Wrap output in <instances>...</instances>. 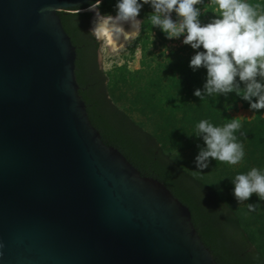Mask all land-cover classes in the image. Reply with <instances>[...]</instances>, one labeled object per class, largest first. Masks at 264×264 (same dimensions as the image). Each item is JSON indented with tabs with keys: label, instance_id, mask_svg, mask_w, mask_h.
Returning a JSON list of instances; mask_svg holds the SVG:
<instances>
[{
	"label": "water",
	"instance_id": "1",
	"mask_svg": "<svg viewBox=\"0 0 264 264\" xmlns=\"http://www.w3.org/2000/svg\"><path fill=\"white\" fill-rule=\"evenodd\" d=\"M93 1L0 0V264H217L89 119L59 13Z\"/></svg>",
	"mask_w": 264,
	"mask_h": 264
},
{
	"label": "trees",
	"instance_id": "2",
	"mask_svg": "<svg viewBox=\"0 0 264 264\" xmlns=\"http://www.w3.org/2000/svg\"><path fill=\"white\" fill-rule=\"evenodd\" d=\"M117 1L104 0L102 6L113 9ZM249 2L264 8V0ZM92 3L59 15L77 49L79 94L102 141L117 149L143 177L164 184L190 210L192 223L217 264H264V200L253 194L239 203L232 183L237 174L252 168L264 174V109L251 110L235 92L203 100L195 96L207 77L206 69L193 71L189 66L197 50L190 45L169 55L158 50L151 41L154 28L145 16L150 12L147 5L140 11L147 33L139 45L151 77L130 75L126 64L106 74L98 59L100 43L89 31L93 14L87 10ZM156 32L164 45L166 35L159 28ZM239 105L256 113L254 119L240 122L234 133L243 145V160L235 167L210 159L207 168L198 170L195 158L205 145L195 135L197 124L207 120L222 127L232 121L231 107ZM248 204L257 205L255 211H249Z\"/></svg>",
	"mask_w": 264,
	"mask_h": 264
},
{
	"label": "clouds",
	"instance_id": "3",
	"mask_svg": "<svg viewBox=\"0 0 264 264\" xmlns=\"http://www.w3.org/2000/svg\"><path fill=\"white\" fill-rule=\"evenodd\" d=\"M101 3L102 0H95L89 7L97 16L94 35L108 33L119 38L125 31V23L132 30H138L140 11L143 5H150L153 11L147 19L152 27L161 29L170 40L183 37V44L197 50L189 66L193 71L206 69L207 77L203 90L196 89L195 96L203 100L205 96H227L235 92L249 102L251 110L264 109V8L261 4H252L249 0H209L215 8V18L202 24L198 6L203 0H142V3L141 0H118L115 16L101 15L98 11ZM240 128L241 123L236 119L222 127L201 120L195 135L203 139L205 147L195 158L197 169L207 168L210 159L239 164L245 153L234 133ZM232 183L233 195L239 203L248 201L253 194L264 200V174L257 168L247 174H237ZM247 207L255 211L257 205Z\"/></svg>",
	"mask_w": 264,
	"mask_h": 264
},
{
	"label": "rangeland",
	"instance_id": "4",
	"mask_svg": "<svg viewBox=\"0 0 264 264\" xmlns=\"http://www.w3.org/2000/svg\"><path fill=\"white\" fill-rule=\"evenodd\" d=\"M118 2V1H117ZM115 2V5L117 4ZM103 3L99 6V13L101 15H116V8L114 6L113 9H106L105 6H102ZM88 12H92L93 16L90 22V29H92V25L94 24L96 16L95 11L87 10ZM215 11L214 7H211L208 9L203 15L200 16V21L202 24H206L211 22L213 18H215ZM151 12H148L145 16L148 17V15ZM138 19L141 21V25L139 28V32L135 35L130 36L129 30L130 27L128 25L124 26V32H123V43L118 46H114L109 43L108 37L106 35H94L97 38H99L100 41V49L98 54L99 64L101 69L106 74H111L115 70L116 67L124 66L125 64L128 66L127 73L134 76H140L141 79L149 80V77H151L149 69H147L142 64V58H141V51H140V39L144 38V34L147 33L144 31V21L145 18L139 14ZM154 31L150 34L151 41L156 42V45L158 46V50H162V52H165L166 55H169L172 51H177L181 49L183 46H187L183 44V37L179 39H166L164 45H161V42L157 38V32L156 27H153ZM145 89V87L142 88V90ZM256 116V113H253L250 110H246L242 108L241 105L231 107L228 117L233 120H239L240 122L245 120H252ZM240 164V163H239ZM238 166L235 165V167ZM244 205V204H243Z\"/></svg>",
	"mask_w": 264,
	"mask_h": 264
},
{
	"label": "bare ground",
	"instance_id": "5",
	"mask_svg": "<svg viewBox=\"0 0 264 264\" xmlns=\"http://www.w3.org/2000/svg\"><path fill=\"white\" fill-rule=\"evenodd\" d=\"M96 22H97V20L94 21L93 28L95 27ZM126 25H128V26L130 27V30H129V34H130V36L135 35V34H137V33L139 32V29H138V30H132L130 24H127V23H125V24L123 25V27L126 26ZM139 28H140V27H139ZM102 35H106V36L108 37V41H109V43L112 44V45H114V46L121 45V44L123 43V41H124V39H123V37H122L123 33L120 35L119 38H116V37H114V36H110V34H108V33L101 34L100 36H102Z\"/></svg>",
	"mask_w": 264,
	"mask_h": 264
},
{
	"label": "built area",
	"instance_id": "6",
	"mask_svg": "<svg viewBox=\"0 0 264 264\" xmlns=\"http://www.w3.org/2000/svg\"><path fill=\"white\" fill-rule=\"evenodd\" d=\"M104 0H102L103 2ZM150 8V12L153 11V9L151 8L150 5H147ZM201 9V15H203L208 9H210L211 7H213L210 3L209 0H203V3L201 5L198 6ZM172 18L175 20L176 16L175 13L172 14Z\"/></svg>",
	"mask_w": 264,
	"mask_h": 264
},
{
	"label": "flooded vegetation",
	"instance_id": "7",
	"mask_svg": "<svg viewBox=\"0 0 264 264\" xmlns=\"http://www.w3.org/2000/svg\"><path fill=\"white\" fill-rule=\"evenodd\" d=\"M89 31H90L91 34H93L92 31H91V29H90V27H89ZM93 35H94V34H93ZM96 39H97V41L100 43L99 38L96 37ZM98 54H99V51H98Z\"/></svg>",
	"mask_w": 264,
	"mask_h": 264
}]
</instances>
